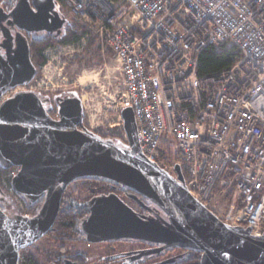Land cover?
Masks as SVG:
<instances>
[{"label":"built area","instance_id":"obj_1","mask_svg":"<svg viewBox=\"0 0 264 264\" xmlns=\"http://www.w3.org/2000/svg\"><path fill=\"white\" fill-rule=\"evenodd\" d=\"M56 1L119 63V121L133 110L144 158L176 180L179 167L189 194L224 224L264 236V0ZM224 45L233 64L199 75L202 52ZM51 114L59 120V108Z\"/></svg>","mask_w":264,"mask_h":264},{"label":"water","instance_id":"obj_2","mask_svg":"<svg viewBox=\"0 0 264 264\" xmlns=\"http://www.w3.org/2000/svg\"><path fill=\"white\" fill-rule=\"evenodd\" d=\"M55 0H19L10 16L21 30L60 33L65 19L55 10ZM21 54V55H20ZM10 74L0 73V96L11 87L29 82L35 67L26 43ZM7 64V63H6ZM54 120L35 92H20L0 107V168L20 167L12 180L17 194L30 203L43 200L32 218H12L0 208V264H19L20 250L45 237L55 225L66 189L80 179L94 177L128 188L132 198L149 215L139 216L115 194L99 196L89 204L90 214L81 223L87 241L137 240L201 253L200 264H264V236L249 228L231 227L193 198L179 167L178 180L148 162L134 140V112L122 110L129 147L80 129L81 100L59 101ZM160 250H144L146 257Z\"/></svg>","mask_w":264,"mask_h":264},{"label":"rangeland","instance_id":"obj_3","mask_svg":"<svg viewBox=\"0 0 264 264\" xmlns=\"http://www.w3.org/2000/svg\"><path fill=\"white\" fill-rule=\"evenodd\" d=\"M57 4L59 5L57 9L64 15L65 24L60 33L55 32L52 35L53 37L47 35L50 36L49 39H53L54 44L46 48L44 53L46 62L39 66L38 70L36 69L34 80L29 84L16 87L13 92H35L42 102L46 103V107H44L50 113L59 108L60 99L79 98L83 108L82 122L85 126L84 130L92 132L103 139L111 140L123 148H128V137L122 122L119 121L118 112L124 91L120 65L110 49L105 48V51H103L104 46L102 48L101 40L95 32L91 31L90 33L88 27L80 20L73 18L60 1H57ZM82 26L89 30L87 34L77 42L64 43L69 28L74 29ZM42 36L45 35L42 34ZM93 38L95 40H92ZM92 41L94 43L91 45ZM16 168L18 167L4 170L5 172L0 178V206L12 218H32L39 213L43 200L30 203L26 196L11 191L12 181H10L8 175ZM82 180L74 182L76 184L70 187L69 195L66 196L70 202H73L74 206L78 207L87 203L85 201L86 192L82 188L84 184H81ZM77 182L79 183L77 184ZM91 197L87 203L88 207L93 200ZM148 203L150 207H153L149 201ZM219 209L222 210L221 204ZM215 213L219 214L218 211H215ZM146 245H141L139 241L136 242L135 240H121L119 244L112 242V246L109 248L106 244H103L90 248H79V251L86 252L89 255L87 258L89 261L85 264H105L104 256L107 254L112 256L119 251L118 248L120 247L135 250ZM57 250L58 244L55 241L44 238L32 247H25L23 251L26 255L28 253L32 254L34 258L38 259L39 264H52L50 259L55 258L52 251ZM174 258L169 253L153 254L145 260L137 261V258H135L127 264H146V261L151 260L159 261L158 264H166L174 261ZM110 264L114 263L110 262Z\"/></svg>","mask_w":264,"mask_h":264},{"label":"flooded vegetation","instance_id":"obj_4","mask_svg":"<svg viewBox=\"0 0 264 264\" xmlns=\"http://www.w3.org/2000/svg\"><path fill=\"white\" fill-rule=\"evenodd\" d=\"M18 1L19 0H0V73H3V74H10V71L8 69L11 65H13L14 61H18L16 57L17 55L22 53L23 50L25 49V43H26L28 58L34 66V63H33L35 60L34 48L37 47V45H39L41 42H44L47 39H49L50 36L48 37L47 35L52 36L53 34H55V33H48L45 31L29 32V31L19 29V27L13 22V19L10 16L11 12L15 8ZM29 2L32 5V0H29ZM57 7H59V5L57 4V1H56L55 10L58 11L64 18V15L57 9ZM42 34H44L45 36L41 37ZM45 51H46V48L43 51V55ZM35 74H36V71H35ZM34 78L35 77L33 76V78L29 82H26L23 85L31 83L34 80ZM18 86L11 87L9 84H6L3 88V93L0 97H2L4 94H9L10 92H13V89H16V87ZM24 92H29V91H24ZM17 93H20V92L13 93L10 98H12ZM68 98H71V97H68ZM43 103H44V106L46 107V103L45 102ZM84 127L85 126L82 122V124L79 125V128L85 129ZM79 182H77V184ZM74 184L76 183H72L66 189L62 200L63 202H65L64 206L66 207L68 206L66 210L68 211L67 217H70L69 211H73L72 212L73 219L75 220L79 219L77 225L74 227L73 226H70V227L57 226V220H58V217H57L54 228L44 237V238H47L48 240L55 241L58 244V250L52 251V254H55L54 255L55 258L52 257L50 259V261H52L51 262L52 264L54 263L55 264H85V262L87 263L89 261L87 260L89 255L86 252L79 251V248H85V247L90 248L93 246H98V245H103V244H106L107 248H109L110 246H112V242H116V244H119V241H121V240H112V241H105V242H100V243H92L86 240L84 234L82 233V229L80 225L82 221L85 218H87V216L90 214V210H89V207L87 206V203L89 202V198L91 196H92L91 199H94L99 196H109L111 194H115L119 196L121 200H123L128 206H130L136 212L137 215L139 216L149 215V213L145 209L141 208L138 202L132 198V195H137L133 191H131L128 188H124L118 184H114L109 181H105L100 178H94V177L83 179L81 183V184H84L82 188L84 189L83 191L86 192V199H85V201H87L86 204H82L81 207L74 206L73 202L66 204V202L68 201L66 196L69 195L68 191L70 187L73 186ZM137 196L142 201H144L147 205L149 204L146 199H144L140 195H137ZM61 205H62V202H61ZM41 240H39L38 242H40ZM135 241L137 242V240ZM38 242L34 243L33 245L29 247L36 245ZM139 243L141 245L143 244L144 245L147 244V245L145 247L142 246L135 250L133 249L127 250L124 247H120V248L117 247L119 251L115 252V254L112 255L113 258H111L112 256L109 254L104 256L105 258L104 263L110 264V262H113L114 264H127L129 261H132L135 258H137L136 259L137 261H141V260H145V258H148V256L138 258V254L140 252L144 250H160L158 253H154V254L161 255L164 253L166 254L169 253L171 254L172 257H175L174 261L170 263H166V264H191L192 263L191 259H193L191 255L193 252H195V251H189L187 249H181L177 247L164 248V246L161 244H153V243H148V242H143V241H139ZM174 251L176 252L174 253ZM196 253L199 254L198 262L200 264L201 253L199 252H196ZM158 262L159 261L151 260V261H146V264H158ZM25 264H39V262H38V259L34 258L32 254L28 253Z\"/></svg>","mask_w":264,"mask_h":264},{"label":"trees","instance_id":"obj_5","mask_svg":"<svg viewBox=\"0 0 264 264\" xmlns=\"http://www.w3.org/2000/svg\"><path fill=\"white\" fill-rule=\"evenodd\" d=\"M89 32V30H87L85 27L83 28L80 27H75L74 29L69 28L67 33H66V37L64 39V43H74L79 41L85 34H87ZM92 40H95L94 38ZM94 43V41H92L91 45ZM54 44L53 39H47L44 42H41L39 45H37V47L34 48V56H35V60H34V66L35 68L38 70V67L45 64L46 59L43 55V51L45 48H47L48 46ZM90 45V46H91ZM235 55V49L233 46H229V45H224L222 46L219 50L217 51H213L211 49H205L201 56H200V61H199V75H208V74H214L217 73L219 71L225 70L227 68H229L232 64H233V58ZM50 115L52 116V114L50 113ZM4 170H0V178L2 176V174L4 173ZM63 200H62V205L60 208V212L58 215V220H57V226H76L79 219H73L72 217V212L73 211H69L70 212V217H67V213L68 211L67 208L68 206H64ZM71 203L69 200L66 202V204ZM199 254L196 252L192 253V257L193 259H191V262L193 264H199ZM196 257V258H194ZM27 260V258H26ZM26 263V262H25ZM191 263V264H192Z\"/></svg>","mask_w":264,"mask_h":264},{"label":"snow or ice","instance_id":"obj_6","mask_svg":"<svg viewBox=\"0 0 264 264\" xmlns=\"http://www.w3.org/2000/svg\"><path fill=\"white\" fill-rule=\"evenodd\" d=\"M3 123H5V121H3V120H0V124H3ZM0 251H3V249H2V248H0Z\"/></svg>","mask_w":264,"mask_h":264}]
</instances>
